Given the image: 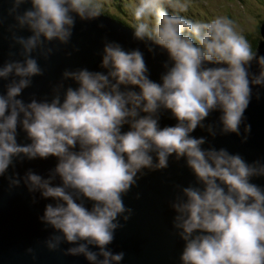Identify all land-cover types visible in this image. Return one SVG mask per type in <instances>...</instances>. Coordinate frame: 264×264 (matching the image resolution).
<instances>
[{
  "label": "clouds",
  "instance_id": "obj_1",
  "mask_svg": "<svg viewBox=\"0 0 264 264\" xmlns=\"http://www.w3.org/2000/svg\"><path fill=\"white\" fill-rule=\"evenodd\" d=\"M107 2L8 0L9 51L0 63V177L7 189L23 185L33 203L37 194L48 201L37 216L51 229L42 241L47 250L87 264H121L124 252L109 246L133 212L123 196L146 172L182 160L194 182L173 184L168 201L182 242L178 264H264V185L253 182L264 178V157L249 161L209 140L234 134L247 142L245 112L264 90V54L231 18L196 11L195 18L189 0H128L127 27L144 50L102 35L97 70L65 67L47 94L22 98L44 74L38 61L70 45L77 21L106 16ZM76 51L73 45L65 55ZM145 52L166 55L157 80ZM165 114L175 123L161 126ZM197 129L207 136H194ZM21 132L27 142H18ZM49 157L55 163L45 174L15 171ZM25 252L35 260L31 247Z\"/></svg>",
  "mask_w": 264,
  "mask_h": 264
},
{
  "label": "water",
  "instance_id": "obj_2",
  "mask_svg": "<svg viewBox=\"0 0 264 264\" xmlns=\"http://www.w3.org/2000/svg\"><path fill=\"white\" fill-rule=\"evenodd\" d=\"M24 5L22 7H26ZM8 0H0V63L7 58L9 41L5 39L7 33L4 27L11 22V18L5 15ZM103 23L104 28L96 27L97 23ZM26 34V33H21ZM117 40L124 47H140L143 45L131 38V31L111 19L102 16L91 22L77 21L73 29L70 45H56V51L47 61H38L44 68V74L33 78L29 88L23 90L22 98L27 101L32 95L37 99L49 92L50 85L55 83L60 72L65 68L87 67L97 70L99 56L96 54L101 47V36ZM262 39L258 41L257 48L264 54V23L260 25ZM78 51L66 56V51H71V46ZM51 46V45H49ZM12 51H15L13 48ZM18 58V57H16ZM166 59L164 53L151 55L145 52V61L149 67L151 79L157 80L162 71L161 62ZM253 70L255 66L253 65ZM3 81H0V91L3 90ZM70 84V81H66ZM217 113H212L209 120H214ZM245 116L251 124L249 139L240 143L234 134L209 137L210 142L216 147H226L230 152H239L246 160L264 157V90H261L260 99H253L249 104ZM161 126L171 125L174 120L167 114L161 117ZM19 131V130H18ZM194 136L207 133L197 129ZM18 142L23 141V133L18 134ZM27 142V141H23ZM55 163L54 158L35 159L16 164L15 171L23 174L27 168L45 174L48 168ZM11 172L12 169H9ZM194 182L189 170L184 167L183 161H172L166 169L146 172L123 196L126 206L133 212L124 226L117 230L112 244L113 251H123L124 259L121 264H178V253L182 242L174 235L170 219L172 212L168 207V201L174 194L173 184L186 186ZM254 183L264 185V178H255ZM137 193L139 196L137 197ZM48 201L38 197L35 203L23 185L11 191L7 189V181L0 177V264H87L82 256H68L61 251H49L43 244V239L51 229L45 230L37 220L42 213L44 203ZM69 245L62 244L61 248ZM31 247L35 254V260L25 252Z\"/></svg>",
  "mask_w": 264,
  "mask_h": 264
},
{
  "label": "rangeland",
  "instance_id": "obj_3",
  "mask_svg": "<svg viewBox=\"0 0 264 264\" xmlns=\"http://www.w3.org/2000/svg\"><path fill=\"white\" fill-rule=\"evenodd\" d=\"M117 0H108L106 3V13L119 16L127 23H130V17L124 7L128 0H120L118 7ZM263 3V4H262ZM117 5V6H116ZM188 13L198 17L197 13H202L204 18L207 19L210 15H225L230 12L231 18L237 25L238 29L243 35H247L246 39H255L260 37L257 27L259 20H264V0H189ZM201 15V14H199ZM260 39V38H259Z\"/></svg>",
  "mask_w": 264,
  "mask_h": 264
},
{
  "label": "trees",
  "instance_id": "obj_4",
  "mask_svg": "<svg viewBox=\"0 0 264 264\" xmlns=\"http://www.w3.org/2000/svg\"><path fill=\"white\" fill-rule=\"evenodd\" d=\"M121 1L120 0H117L116 2H114V5H115V3H117V5H118V7H120L121 5H119V3H120ZM263 4V3H262ZM116 5V6H117ZM227 12V16L228 17H231V15H233V14H230V12H228V11H226ZM119 18V17H118ZM260 22H259V26L257 27V30H258V32H259V29H260V25L262 24V23H264V20L263 19H261V20H259ZM122 22L123 23H125L126 24V22L125 21H123L122 20ZM247 35H249V34H246V37H247ZM259 38L260 37H256L255 39H248V41L252 44V46L255 48V47H257V42H258V40H259Z\"/></svg>",
  "mask_w": 264,
  "mask_h": 264
},
{
  "label": "bare ground",
  "instance_id": "obj_5",
  "mask_svg": "<svg viewBox=\"0 0 264 264\" xmlns=\"http://www.w3.org/2000/svg\"><path fill=\"white\" fill-rule=\"evenodd\" d=\"M113 5H114V2H113ZM106 12H107V11H106ZM106 12H105V15H106L105 17L111 19L112 21H114V22L118 23L119 25H121V26H123V27H125V28L128 29L127 26L129 25V23H127L124 19H121L119 16L111 15V14L106 13ZM118 17H119V18H118ZM122 20L125 21L126 24L123 23ZM262 24H263V23H262ZM259 35H260V29H259ZM261 39H262V37H261V35H260V39H259L258 41H260ZM257 44H258V42H257ZM256 48H257V47H256Z\"/></svg>",
  "mask_w": 264,
  "mask_h": 264
}]
</instances>
